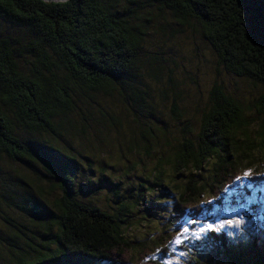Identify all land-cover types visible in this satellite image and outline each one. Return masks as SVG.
<instances>
[{
    "label": "trees",
    "instance_id": "obj_1",
    "mask_svg": "<svg viewBox=\"0 0 264 264\" xmlns=\"http://www.w3.org/2000/svg\"><path fill=\"white\" fill-rule=\"evenodd\" d=\"M155 11L170 13L182 25L191 19L199 22L223 69L261 84L263 92L253 109L264 116V0H0V25L13 31L0 35V160L17 167L15 177L0 169V224L5 227L0 230H6L0 231V262L133 264L138 253L151 250L125 236L135 213L146 211L150 217L155 205L162 203L168 210L167 224L195 222L204 215L205 206L212 209L211 201L219 200L222 189L238 173L260 172L264 117H244L243 104L215 85L198 135L186 127L180 129L181 140L166 141L156 162L185 178L179 188L173 187L172 180L167 183L165 172L159 170L124 196L119 195V186L114 201L120 205L113 214L79 201L78 195L88 186H77L80 160L73 142H81L79 133L85 135L87 128L80 124L81 130L60 128H68L73 121L70 116L81 111L80 104L89 96L93 99L101 93L112 96L115 92L131 99L139 110L149 109V92L138 87V64ZM24 54L31 58L29 66L19 64ZM169 82L175 79L170 76ZM174 95L171 113L179 122L180 94ZM149 114L155 116L150 109ZM162 125L160 121L155 129L146 125L141 132L148 149L154 130L167 139ZM138 149L139 143L131 142L129 151ZM44 178L63 193L52 205L40 198L45 194ZM99 189L94 186L91 195ZM18 213L35 220L30 223L35 233L45 229L42 241L30 245L29 251L17 240L20 228L32 233L28 226L13 224ZM195 233L199 228L195 227ZM176 235H170V241ZM206 238L214 248L225 247L230 253L224 232L211 229ZM233 255L234 250L228 255L230 264L249 262L247 254L244 258ZM258 258L264 264V254ZM142 264L166 263L148 260Z\"/></svg>",
    "mask_w": 264,
    "mask_h": 264
},
{
    "label": "rangeland",
    "instance_id": "obj_2",
    "mask_svg": "<svg viewBox=\"0 0 264 264\" xmlns=\"http://www.w3.org/2000/svg\"><path fill=\"white\" fill-rule=\"evenodd\" d=\"M159 14L158 11L153 13V24L145 38L138 64V87L142 92H149L146 94V106L155 116L149 114V109L139 110V106L131 99L125 100L115 92L112 96L101 93L93 96V99L89 96L86 103L80 104L81 111L70 116L74 122L70 121L68 128H60L81 130L79 124L82 128H87L85 135L79 133L81 142H73L75 151L81 154L75 153L80 160L77 186L89 187L81 190L78 199L83 203L98 206L107 213L113 214L119 208L120 203L114 201V193L119 186L122 188L118 191L119 195L124 196L128 189L138 188L148 177L154 178L159 170L165 172L163 178L167 183L170 180L174 182V188H179L185 182L184 177L172 175L170 167L159 166L156 162L162 157V145L166 141L177 144L181 140L183 133L180 129L186 127L187 130H193L195 137L198 135L203 116L210 108L211 93L215 85L221 86L224 93L243 104L244 117H264L253 109L263 92L261 84L235 77L225 71L204 38L199 22L191 19L182 25L168 12ZM6 33L13 34V31L0 25V35ZM18 61L21 65L29 66L31 58L24 54ZM170 76L175 79V83L169 82ZM177 93L180 94L177 96L181 114L179 122L171 113L174 94ZM103 114H109L112 118L103 117ZM158 121L163 123L161 128H167V139H163L161 133L154 130L155 137L149 138L151 146L148 149L141 141L140 134L144 132L146 125L155 129V123ZM67 138L68 136L66 140ZM131 142L139 143L140 149L130 152ZM1 168L9 172L7 176L15 177L17 167L6 159L0 160ZM254 171L255 169H245L238 173L222 189L219 200L211 201L212 209L205 206L204 215L198 217L195 222L187 219L180 226L167 224L168 210L162 203L155 205L156 210L150 217L146 211L135 213L129 221L131 227L123 230L125 236L138 242L136 246L145 244L152 251L144 253L141 246L136 253L142 251L137 254L133 264H142L148 260L166 264H230L228 255L232 250L233 256L241 254L244 258V254H247V264H259L261 258H258V255L264 254V163L260 172ZM29 175L33 176L32 173ZM42 184L45 194L40 198L49 200L52 205L53 201L62 197V191L54 186L51 179L44 178ZM94 186H99L100 189L91 195ZM34 222L33 218L25 214L13 215L14 225H25L32 231L29 233L20 228V234L16 230L19 237L17 240L25 246L24 250L29 251L32 244L38 245L45 233V229L35 233L36 229L31 225ZM216 223L221 228L217 227ZM195 227L199 228L198 235L195 233ZM0 228L5 227L0 224ZM211 229L219 234L225 233L229 254L226 253L225 247L218 250L208 242L206 234ZM5 232L6 230L1 231V234ZM173 233L177 234V238L170 241V235ZM54 248L52 246V249Z\"/></svg>",
    "mask_w": 264,
    "mask_h": 264
},
{
    "label": "snow or ice",
    "instance_id": "obj_3",
    "mask_svg": "<svg viewBox=\"0 0 264 264\" xmlns=\"http://www.w3.org/2000/svg\"><path fill=\"white\" fill-rule=\"evenodd\" d=\"M177 242H179V241H177Z\"/></svg>",
    "mask_w": 264,
    "mask_h": 264
},
{
    "label": "water",
    "instance_id": "obj_4",
    "mask_svg": "<svg viewBox=\"0 0 264 264\" xmlns=\"http://www.w3.org/2000/svg\"><path fill=\"white\" fill-rule=\"evenodd\" d=\"M64 1V0H63Z\"/></svg>",
    "mask_w": 264,
    "mask_h": 264
}]
</instances>
